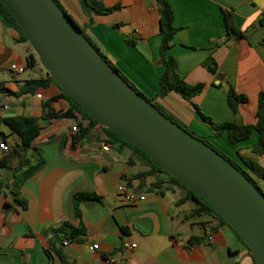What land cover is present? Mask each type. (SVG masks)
<instances>
[{
    "label": "crops",
    "instance_id": "1",
    "mask_svg": "<svg viewBox=\"0 0 264 264\" xmlns=\"http://www.w3.org/2000/svg\"><path fill=\"white\" fill-rule=\"evenodd\" d=\"M57 1L79 26L91 22L85 34L146 98L159 93L158 79L165 67L159 58L161 36L154 0H97L107 8L118 6L108 15L88 14L80 0ZM166 2L176 29L170 50L176 72L187 84L205 88L191 101L171 92L156 103L188 130L206 137L213 128L195 108L213 124L233 122L226 99L231 86L247 98L238 106L239 122L254 125L258 94L264 92V24L259 23H264V0ZM223 11L232 12L242 38L227 36ZM19 38L0 18V143L10 150L20 147L18 136L2 119L36 118L40 132L27 155L31 158L33 150H39L44 165L21 186L19 203L8 188L18 160L0 151V264H104L105 259L111 264H253L251 253L234 232L213 217L196 218L184 230L195 203H181L186 192L141 156L109 145L101 126H92L89 135L75 143L71 128L88 125L79 113L44 120L42 104L60 96L61 90L49 83L34 93H21L28 81L46 79L47 74L38 68L39 62L26 67L25 58L33 51ZM209 56L217 65L215 74L202 66ZM12 64L23 66L24 72H9ZM51 107L62 113L71 104L58 98ZM257 140L258 133L252 130L247 140L236 145L229 144L225 134L210 144L243 168L238 155L264 168V155L255 157L249 151ZM104 145H109L108 151H103ZM256 181L263 193L264 181ZM121 183L144 199L125 203L117 192ZM79 193L99 198L79 204L80 219L73 205V196ZM62 223L81 224L82 240L63 241L67 242L63 245L56 232ZM125 244L135 248L127 249ZM92 245L98 250L90 252Z\"/></svg>",
    "mask_w": 264,
    "mask_h": 264
},
{
    "label": "water",
    "instance_id": "2",
    "mask_svg": "<svg viewBox=\"0 0 264 264\" xmlns=\"http://www.w3.org/2000/svg\"><path fill=\"white\" fill-rule=\"evenodd\" d=\"M0 3L62 92L206 202L264 264V197L242 172L129 87L53 0Z\"/></svg>",
    "mask_w": 264,
    "mask_h": 264
},
{
    "label": "trees",
    "instance_id": "3",
    "mask_svg": "<svg viewBox=\"0 0 264 264\" xmlns=\"http://www.w3.org/2000/svg\"><path fill=\"white\" fill-rule=\"evenodd\" d=\"M54 3L59 7V9L76 25V27L80 30L83 34L85 39L91 44V46L97 51L100 57L107 62V64L113 69V71L118 74L126 84L131 87L137 94L141 97L146 99L149 103H151L160 113H162L165 117L171 120L173 123L178 125L180 128L194 136L189 130L181 124L175 117L170 115L166 112L160 105L156 103L157 98L164 97L168 93H176L182 99L186 101H191L194 97L199 96L205 86L203 84H196V85H189L187 84L183 78H181L177 72V64L175 59L171 56L170 50L172 47V39L176 32V29L173 27V14L170 5L166 2V0H154L155 5L157 8V12L159 15V33L161 36L160 44H159V58L164 65L165 69L163 73L159 76L158 79V86H159V93L152 97L151 99L146 98L143 93H141L122 73L118 70L100 51V49L95 45V43L85 34V29L88 27L89 24L85 26H79L76 22L66 13V11L62 8L57 0H53ZM81 7L83 11L87 12L88 14L94 15H108L118 9V6L114 7H104L97 0H80ZM223 18L226 28L227 36H231L234 38H242V32L236 30L233 24V15L231 11H223ZM0 18H2L10 28L15 30L19 34L20 42L27 43L33 54H27L25 58L26 67L28 69L33 68L37 62H39L43 67V63L38 57L37 53L29 44L26 36L22 32L21 28L19 27L16 20L13 16L6 10V8L0 3ZM261 25L264 24L262 21L259 22ZM202 66L211 74H215L217 71V65L213 58L209 56L203 63ZM45 69V67H44ZM46 71V69H45ZM47 74V72H46ZM49 83H53V79L47 74L46 79H32L26 83L24 88L22 89L21 93H34L40 88H45L48 86ZM56 87L57 85L54 84ZM228 86V85H227ZM58 88V87H57ZM59 89V88H58ZM60 90V89H59ZM58 98H63L71 104V109L67 110L66 112H55L51 104L55 102ZM226 99L227 104L233 114L235 120L233 122H226L221 124H213L208 118L204 117L200 111L196 109L197 114L200 118L206 122L207 124L211 125L213 128V134L206 137H196L206 145L210 146L214 149L217 153H219L222 157H224L227 161H229L234 167H236L240 172L244 174L259 190V192L264 197L261 189L259 188L256 179H260L264 181V168L260 167L255 161L247 160L242 156H239V159L244 166V168L234 161L230 160L228 157L223 155L217 149H215L211 144L210 140L214 138H218L222 135H226V139L229 144L236 145L240 142L247 140L252 130H255L258 133V140L257 142L249 149L251 154L255 157H260L264 155V92H260L257 98V110H256V123L254 125H244L239 122V113H238V106L240 104L246 103L247 98L244 95L237 94L231 86L227 87L226 90ZM42 108L44 110L43 119H65L71 118L74 111L79 113L81 117L88 121L87 126H80L76 127L77 131L74 133L73 142H79V140L85 139L90 131L92 126L99 125L90 115H88L79 105H77L70 97H68L64 92L61 91L60 96H55L42 104ZM1 122L6 125L11 133L18 136L20 140V147L19 149L13 148L9 150V153L6 154L7 157L14 156L17 158V167L12 172V180L11 183L8 185L11 195L15 198L17 202L19 200L16 198L19 195V191L21 186L27 181L30 177H32L35 173H37L44 165V160L42 155L40 154L39 150H33V155L31 158L28 157L27 152L31 149V146L34 140L38 137L40 132L39 121L33 117H11L2 119ZM100 126V125H99ZM102 130L106 136V142L115 147L117 150L128 149L131 152H134L141 156L145 163L150 166L153 170L163 173L168 176L170 182L175 184L176 186L180 187L186 192V196L181 200V203H185L186 201H193L195 203V207L189 213L188 218H199L203 216H209L216 219L219 223L229 227L233 232L234 230L226 224V222L212 210V208L204 202L201 198H199L196 194H194L190 189L184 186L181 182L174 179L173 177L166 174L155 162H153L147 155H145L142 151L138 148L133 146L132 144L128 143L122 137L117 135L116 133L102 127ZM34 159L33 161L31 159ZM4 162V158L1 160V163ZM155 188L158 187L156 184ZM99 199L97 196L92 194H84L79 193L73 196V205H74V213L75 217L80 219V213L78 206L83 201H90V200H97ZM20 203V202H19ZM57 234L60 242L68 241V242H79L81 241V234L82 228L81 224L77 227H74L68 223H62L59 228L57 229ZM236 237L240 240V242L247 248V246L242 242L240 237L234 232ZM194 241L193 239L190 242ZM249 251V249L247 248ZM250 252V251H249ZM58 259L61 263L64 262V256L60 251L57 253ZM251 255V254H250ZM252 257V255H251ZM253 264H256L254 258L252 257Z\"/></svg>",
    "mask_w": 264,
    "mask_h": 264
},
{
    "label": "built area",
    "instance_id": "4",
    "mask_svg": "<svg viewBox=\"0 0 264 264\" xmlns=\"http://www.w3.org/2000/svg\"><path fill=\"white\" fill-rule=\"evenodd\" d=\"M9 72L13 73V74H16V75H19L21 73L24 72V67L23 66H19V65H15V64H12L9 66L8 68ZM39 97V96H38ZM1 108L3 109H8L7 106H2ZM77 131L76 127H72L71 128V132L75 133ZM103 151H108L109 150V145H104L103 146ZM9 147L1 142L0 143V151L3 153V154H8L9 153ZM117 192L122 196L123 198V201L127 204H133L137 201H142L144 198L143 197H139L135 191L131 190L126 184L124 183H121L117 186ZM67 242H63V245H66ZM127 249H134L135 248V245H128V244H125L124 245ZM89 251L90 252H94L96 250H98V246L97 245H92L90 246L89 248ZM104 264H111V260L110 259H105L104 260Z\"/></svg>",
    "mask_w": 264,
    "mask_h": 264
},
{
    "label": "rangeland",
    "instance_id": "5",
    "mask_svg": "<svg viewBox=\"0 0 264 264\" xmlns=\"http://www.w3.org/2000/svg\"><path fill=\"white\" fill-rule=\"evenodd\" d=\"M38 68H40L42 71H45V69H44V67L39 63V65H38ZM46 72V71H45ZM189 132L190 133H192L193 135H194V137H199V136H197L196 134H194L193 132H191L190 130H189ZM220 152V151H219ZM222 153V152H221ZM223 154V153H222ZM224 155V154H223ZM263 194H264V192H263ZM187 214V213H186ZM197 219L196 218H190L189 219V221L188 222H186V226L185 227H183L184 228V230H187L188 229V227H189V225L188 224H190L191 222H193V221H196Z\"/></svg>",
    "mask_w": 264,
    "mask_h": 264
}]
</instances>
